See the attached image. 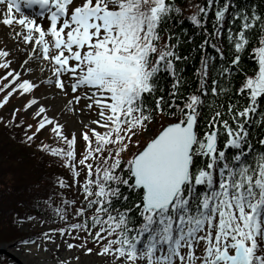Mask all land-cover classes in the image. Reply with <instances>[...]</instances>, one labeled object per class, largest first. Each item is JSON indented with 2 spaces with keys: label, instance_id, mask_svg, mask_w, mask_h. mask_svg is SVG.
Returning a JSON list of instances; mask_svg holds the SVG:
<instances>
[{
  "label": "snow or ice",
  "instance_id": "snow-or-ice-1",
  "mask_svg": "<svg viewBox=\"0 0 264 264\" xmlns=\"http://www.w3.org/2000/svg\"><path fill=\"white\" fill-rule=\"evenodd\" d=\"M196 7L188 20L204 35L198 87L181 106L176 100L183 69L175 62L188 57L178 54L172 35L162 42V34L181 14L176 0H0V25L14 44L0 47V69L6 70L0 80L11 77L0 88L11 86L4 102L16 92L31 94L41 84L58 89L48 98L70 95L62 114L78 115L84 141L78 157L75 130L69 138L64 124L49 117V109L37 98L25 105V110L37 105L32 115L39 119L32 135L27 130L33 126L27 125L24 142L31 146L36 134L50 125L64 147L41 144L38 149L56 157L72 181L54 177L53 191L42 201L52 218L41 224L66 222L69 210L80 222L49 228L40 237L23 239L22 246L36 244L47 252L46 243L37 244L39 239L50 241L58 251L59 232L67 250L84 249L87 255L93 252L87 248L92 243L96 254L106 257L104 264H264V15L255 5L238 8L235 0L222 5L207 0L206 7ZM210 12L211 32L205 27ZM257 33L260 46L249 56L256 73L245 76L236 92L246 103H229L225 113L215 99L231 91L233 69L240 71V54ZM222 35L235 53L230 64L221 50ZM209 45L219 53L218 63L206 51ZM22 52L27 55L19 69L12 68ZM210 69L211 102L204 99ZM37 71L39 76L22 78V72ZM164 74L172 80L170 102L156 96L163 91ZM82 99L84 106L76 108ZM150 99L155 100L154 108ZM205 108L211 115L201 133L198 117ZM92 111L97 118L85 120ZM158 116L176 122L162 125L141 147V137ZM21 124L23 120L15 126ZM64 190L75 198L67 199ZM53 197L60 198L56 207ZM40 203L35 204L38 210ZM35 219L27 216L15 222L23 226ZM73 259L79 257H56L55 264H71Z\"/></svg>",
  "mask_w": 264,
  "mask_h": 264
},
{
  "label": "trees",
  "instance_id": "trees-1",
  "mask_svg": "<svg viewBox=\"0 0 264 264\" xmlns=\"http://www.w3.org/2000/svg\"><path fill=\"white\" fill-rule=\"evenodd\" d=\"M177 6L181 8V14L176 16L171 24L168 26L170 31L163 33V41H168V36L172 35V44H177L176 51L181 57H188L187 60L176 61L177 69L182 68L180 73L183 77L181 85L180 97L176 100L177 104L183 106L184 100L187 96L193 92H196L198 87V79L196 70L200 66V58L202 50L199 45L204 40L203 30H198L191 24L188 17L197 12L196 5L207 6V0H176ZM221 5L224 0H220ZM237 7H250L256 6L258 13L264 15V0H235ZM231 11V9H229ZM212 19L213 13H209L208 24L205 27L209 32L212 31ZM182 21V23L180 22ZM239 22H237L238 24ZM227 21L225 22V29H227ZM234 30L238 31L236 25L233 26ZM221 50L224 53L226 61L230 64L234 59V50L230 52V45L226 40V36L220 37ZM258 33L250 39L249 44L245 47L243 53H241L240 71L233 69L234 75L232 77L233 87L229 93L221 94L215 99V103L222 105V111L227 112L229 103H235L240 100L241 103H246L242 96H237L236 92L243 83L245 76H254L256 73V65L252 59L249 58L253 55V48L259 47ZM206 51L216 56V62H219V53H216L214 49L206 46ZM213 73L209 70V93L205 100L211 102L213 97L210 91L211 78ZM172 80L167 74H164V78L161 80V86L163 91H158L156 96H163L165 101H169V92L171 91ZM2 83L0 82V88ZM200 94V93H196ZM2 93L0 94V96ZM264 101V98H261ZM170 102V101H169ZM149 104L154 108L155 100L150 99ZM264 108V103L261 105ZM3 109H0V243H9L20 238V234L17 232L16 220L18 218H24V211L28 210L30 215L35 216L38 220L49 221L51 217V209L42 201L47 199L53 191L54 177H63L67 179L70 177V173L67 169L59 167L56 163L57 158L52 155L38 149V145L44 144L49 147H64L63 144L58 143L56 139L43 138L36 134L34 142L31 146L27 142H24L25 129L29 123L26 119H19V112L15 114V120L13 121L12 113H7ZM174 110V109H173ZM9 116V118L6 117ZM209 110L203 109L202 115L198 117V129L201 130L206 127L207 119L210 117ZM225 116L220 119H225ZM23 120V124L20 127H16V124H20ZM176 122L175 118L168 116H158L149 125V131L145 133H151V137L158 134V130L162 125L166 126L169 123ZM7 125V126H6ZM33 127L27 130V135H32L36 132V124H31ZM259 132V129H257ZM145 133L141 137V147H143L149 138L145 137ZM135 139V138H134ZM223 139V138H222ZM255 146V145H254ZM135 150V149H134ZM131 156V152L125 153L124 158L128 159ZM84 173H81V179ZM126 191V189H125ZM64 196L67 199L75 198L71 191L64 190ZM41 201L38 210L35 207L37 201ZM60 198L53 197L52 207L59 205ZM90 215V213H88ZM80 222L79 218H76L71 214L69 210V216L67 221H58L55 223L45 222L54 229L66 227V224ZM95 231V230H94ZM75 233V231L73 232ZM79 234H84L80 232ZM0 264H8L6 259L0 260Z\"/></svg>",
  "mask_w": 264,
  "mask_h": 264
},
{
  "label": "rangeland",
  "instance_id": "rangeland-1",
  "mask_svg": "<svg viewBox=\"0 0 264 264\" xmlns=\"http://www.w3.org/2000/svg\"><path fill=\"white\" fill-rule=\"evenodd\" d=\"M0 40H3V43H0V47H4L5 44L9 48H12L14 46L13 42L7 36L6 29L4 28L3 25H0ZM20 47L24 48L25 46L23 44H21ZM17 55H18V62L13 63L11 66L14 69H19V62L24 60L27 53L22 52V53H19ZM21 75H22V78H29V75L39 76L40 73L37 71L33 74L25 75L22 72ZM56 93H59L58 89H55V88L50 89L45 84H41L39 87L34 89V91L31 94H24L22 96H19L20 94H17V92H16V93H13L12 96H10L9 101H7L5 103V105H7V106L3 110L7 113H10V112L12 113V111L19 109V117H18L19 119H21L22 117L25 118L26 120L34 119L35 124L37 125V120L39 118H33V115H32L33 110L37 107V105H33L32 107L25 110V105L28 103L29 99L37 98L38 103L40 105H43L46 107V109H49L47 112V115L49 117H54L60 123L64 124V132L66 135H68L71 138L72 132L74 130L76 131V135H77L76 150H77V155H80L82 153V151L84 150V141L82 140L81 134L79 131L80 125L78 124V115L76 113L62 114V109L64 107V104L71 97H70V95L69 96L55 95L58 98H60V101L57 99V97L56 98H48V97H50ZM74 95H79V91L77 93H75ZM0 101H1V98H0ZM84 104H85V101L82 99L80 101V104L76 105L75 107L76 108H82L84 106ZM3 110H1V111H3ZM79 115L83 116V113H80ZM6 117L9 118L8 115H6ZM96 118L97 117H96L95 111H92L89 116L84 117L85 120L96 119ZM94 127H97V130H100L98 126L94 125ZM50 128H51L50 125L46 126L44 129L40 130L39 135L42 136L43 138L44 137L49 138V140L51 141V139L54 138V134L50 131ZM145 137L146 138L151 137L150 133L146 134ZM17 227H16L17 228L16 230L20 235L22 233L21 231H24V232L38 231L39 232L38 236H41V234H42L41 231L46 230L45 225H42L41 222L38 221L37 219L32 220V221H28V222L24 223L23 226H20L17 224ZM19 227H20L21 231L19 230ZM22 234H24V233H22ZM29 236H33V238L37 237L34 235H29ZM58 237H59L58 241L56 242L57 244L60 245L58 251H56L55 246L52 243L49 244V248L53 254V257L50 256L48 259L50 261H52L53 263L56 262V257H59V259H61V260L68 259L70 257H72V258L79 257V260L73 259L71 264H104L106 257L98 256L96 254L97 251L95 249H93V252H91L87 255H85L84 249L73 248L71 250H67L66 244L64 243V241L60 239V236H58ZM16 243H18V242L15 241L14 243H12V242L0 243V249L10 250L12 254H18V253L21 254V252H23L24 247L23 246H17ZM70 243L79 244L80 242L77 240V241L70 242ZM62 244H64V245H62ZM7 247H9V248H7ZM91 248H93V247H91ZM35 249H36V251H40V250H38L37 246L35 247ZM33 256H35V255H33ZM7 257H9L7 253L0 252V260H3V259L7 260L8 259ZM107 259H110V258H107ZM9 264H16V262L12 261V259L10 258Z\"/></svg>",
  "mask_w": 264,
  "mask_h": 264
},
{
  "label": "bare ground",
  "instance_id": "bare-ground-1",
  "mask_svg": "<svg viewBox=\"0 0 264 264\" xmlns=\"http://www.w3.org/2000/svg\"><path fill=\"white\" fill-rule=\"evenodd\" d=\"M56 97L57 96H55V98ZM57 99L60 101V98L57 97ZM4 250L11 252L10 250H7V249H4ZM8 256L20 262V264H48L47 255L44 253H41L40 251H36L35 246H32V245L24 247L23 252H21V254L20 253L11 254Z\"/></svg>",
  "mask_w": 264,
  "mask_h": 264
},
{
  "label": "water",
  "instance_id": "water-1",
  "mask_svg": "<svg viewBox=\"0 0 264 264\" xmlns=\"http://www.w3.org/2000/svg\"><path fill=\"white\" fill-rule=\"evenodd\" d=\"M0 252H5V253H7L8 255H11L8 251H5L4 249H0Z\"/></svg>",
  "mask_w": 264,
  "mask_h": 264
}]
</instances>
